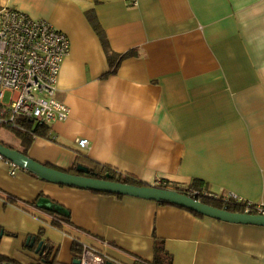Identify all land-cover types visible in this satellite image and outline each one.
<instances>
[{"label": "crops", "instance_id": "crops-1", "mask_svg": "<svg viewBox=\"0 0 264 264\" xmlns=\"http://www.w3.org/2000/svg\"><path fill=\"white\" fill-rule=\"evenodd\" d=\"M2 7L49 21L71 42L57 91L70 115L48 125V138L35 137L29 156L65 170L109 165L151 185L198 180L213 195L264 206V0H0ZM8 160L0 157V254L23 264L40 258V241L75 264V240L116 264L151 262L157 246L169 264H264L262 225L58 184L21 167L13 175ZM41 196L69 215L39 208ZM51 215L70 222L60 220V229Z\"/></svg>", "mask_w": 264, "mask_h": 264}, {"label": "built area", "instance_id": "built-area-1", "mask_svg": "<svg viewBox=\"0 0 264 264\" xmlns=\"http://www.w3.org/2000/svg\"><path fill=\"white\" fill-rule=\"evenodd\" d=\"M70 48L69 36L49 21L33 18L16 8H0V128L20 133L32 126L68 119L70 108L57 98V91L62 63ZM78 144L87 148L89 140L80 138ZM8 162L10 173L16 174L19 166ZM198 192L191 190L193 197ZM251 209L264 214V206L248 203L246 212L251 213ZM79 259L80 264L106 261L101 251L89 245L83 247Z\"/></svg>", "mask_w": 264, "mask_h": 264}, {"label": "water", "instance_id": "water-1", "mask_svg": "<svg viewBox=\"0 0 264 264\" xmlns=\"http://www.w3.org/2000/svg\"><path fill=\"white\" fill-rule=\"evenodd\" d=\"M0 154L17 164L19 167L29 170L50 182L98 192L134 196L155 201H168L219 220L264 226V214L231 212L223 208L209 205L193 196L180 193L173 189L161 188L154 185L139 186L135 184L112 181L105 178H98L94 176V172H92L89 167L81 164L76 166L73 171L55 168L35 160L23 151L5 144L2 141H0ZM37 206L43 210L66 216L69 215V210L65 206L53 200L49 196L39 197ZM34 241L35 238L33 237L32 242L34 243ZM36 252L40 255L44 253L43 241L39 242ZM74 263L80 264V259L78 258L74 260ZM105 264L116 263L112 260L106 259Z\"/></svg>", "mask_w": 264, "mask_h": 264}, {"label": "trees", "instance_id": "trees-1", "mask_svg": "<svg viewBox=\"0 0 264 264\" xmlns=\"http://www.w3.org/2000/svg\"><path fill=\"white\" fill-rule=\"evenodd\" d=\"M91 19L93 21L94 27L96 29V31L99 33V35H103V32L101 30L100 25L98 24V21L95 17V15H91ZM109 54V59L111 64H113V54H111L110 52H108ZM32 126V125H31ZM30 126V127H31ZM49 130L50 127L46 124H39L36 126H32L30 128L29 131L26 132H20L18 133L21 137V141L24 145V149L23 152L27 154L28 148L30 147L31 143L33 142V140L35 139V137H49ZM6 144V143H5ZM90 169L92 172H94V176L98 177V178H105L108 180H112V181H117V182H122V183H127V184H135V185H139V186H144V185H151V184H147L145 182H143L142 180H140L138 177L119 171L109 165H102L96 162H90ZM50 165V164H47ZM53 166V165H50ZM55 168H58L56 166H53ZM76 166L72 167L71 169H69V171H73L75 170ZM61 169V168H59ZM198 180H195L192 184L190 185H184V184H178V183H174L171 182L169 180H165V179H160L157 180V182L155 184H153L154 186L157 187H161V188H167V189H173L176 190L180 193H184L190 196H193L191 193V190H198L199 192L197 194L194 195L195 198L201 200L204 203H207L209 205L218 207V208H223L226 210H229L231 212H246L247 208H248V203L244 202L242 200H238L235 199L233 197L230 198H226L223 196H216L211 194L210 192H207L204 189H200L197 185ZM101 193H106V192H101ZM116 196L118 197H122L125 195H121V194H116ZM161 204H169V205H175L178 207H181L179 205H176L174 203L168 202V201H160ZM184 208V207H181ZM252 209H254L253 207H250ZM187 209V208H185ZM250 210L251 213H254L255 210ZM191 212H193L196 215L199 216H204L203 214H200L198 212L192 211L190 209H187ZM61 221H65V222H70V218L66 217V216H61L59 217ZM56 219H53L52 222L55 226H57L60 229H63V223ZM1 231V230H0ZM1 238V237H0ZM44 242V253L42 255H40V258L37 260V262L35 264H65L62 263L60 261H58L56 259V255L54 254V246L52 244H50L49 242L43 241ZM83 251V245L79 240H75L74 244H73V252H74V256L75 258H80L81 257V253ZM169 255L167 254V252L160 246H157L156 249V258L151 261V262H145L142 261L144 264H169ZM0 264H23L15 259L9 258L5 255L0 254ZM141 264V263H140Z\"/></svg>", "mask_w": 264, "mask_h": 264}, {"label": "rangeland", "instance_id": "rangeland-1", "mask_svg": "<svg viewBox=\"0 0 264 264\" xmlns=\"http://www.w3.org/2000/svg\"><path fill=\"white\" fill-rule=\"evenodd\" d=\"M8 97V95H7ZM0 141L19 149L22 147L21 137L13 130L0 128Z\"/></svg>", "mask_w": 264, "mask_h": 264}]
</instances>
